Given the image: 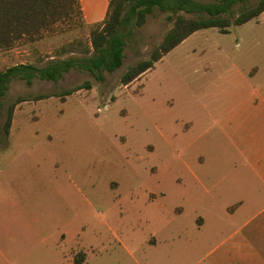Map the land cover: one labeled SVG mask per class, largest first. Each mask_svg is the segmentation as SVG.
<instances>
[{
	"label": "rangeland",
	"instance_id": "374dc122",
	"mask_svg": "<svg viewBox=\"0 0 264 264\" xmlns=\"http://www.w3.org/2000/svg\"><path fill=\"white\" fill-rule=\"evenodd\" d=\"M171 24L154 9L125 27L122 64L102 81L74 68L57 81H9L0 264H228V240L264 218V11L229 33L195 31L122 84ZM88 34L72 13L0 48V70L66 58L61 46ZM85 81L64 101L54 95ZM18 97L28 100L5 134Z\"/></svg>",
	"mask_w": 264,
	"mask_h": 264
},
{
	"label": "trees",
	"instance_id": "16d2710c",
	"mask_svg": "<svg viewBox=\"0 0 264 264\" xmlns=\"http://www.w3.org/2000/svg\"><path fill=\"white\" fill-rule=\"evenodd\" d=\"M244 1L109 0L101 21L85 22L89 27L88 38H77L61 46L59 54H67L68 57H57L44 66L18 63L0 70V100L12 78L25 80L27 84L35 77L57 81L64 73L74 68L87 71L95 80L102 81L104 72H112L122 64L125 39L130 33L124 28L131 24L140 27L154 9L165 12L166 19L172 23L171 26L148 57L129 66L120 75V82L126 85L152 69L166 53L195 31L217 28L221 33H229L231 26H239L256 19L264 11V0H258L254 5L234 14V5ZM72 13L82 17L79 0H0V48H10L22 37H32L40 29L48 25L51 27ZM90 85L89 81H85L54 95L64 101L65 96L82 88H90ZM49 96L51 95L39 94L33 99ZM22 100L28 99L18 97L9 104L3 124L5 134L10 131L15 106ZM82 261L83 256L74 257L75 264H81Z\"/></svg>",
	"mask_w": 264,
	"mask_h": 264
},
{
	"label": "crops",
	"instance_id": "0c3cea01",
	"mask_svg": "<svg viewBox=\"0 0 264 264\" xmlns=\"http://www.w3.org/2000/svg\"><path fill=\"white\" fill-rule=\"evenodd\" d=\"M108 2L109 0H79L84 21L86 23L101 21L107 11ZM261 172V178L264 180V170ZM241 202L239 201L236 206ZM244 232L236 239L228 240L230 241L226 249L228 264H264L262 253L264 252V218Z\"/></svg>",
	"mask_w": 264,
	"mask_h": 264
}]
</instances>
